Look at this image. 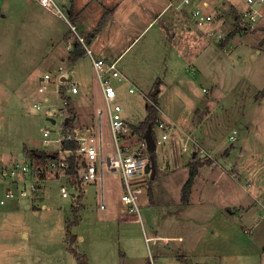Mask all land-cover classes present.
Returning <instances> with one entry per match:
<instances>
[{
	"label": "rangeland",
	"instance_id": "rangeland-1",
	"mask_svg": "<svg viewBox=\"0 0 264 264\" xmlns=\"http://www.w3.org/2000/svg\"><path fill=\"white\" fill-rule=\"evenodd\" d=\"M54 1L63 12H68V0ZM194 6L189 7L193 9ZM225 7L227 11L217 14L212 25L217 30L216 34L219 30L223 32L222 40H217L215 44V38L211 39L212 42L199 34L198 45L202 48L194 49L195 45L190 44L189 47L193 46V57L200 50L197 62L178 56L174 58L173 54L180 51L173 47L167 50L168 60L158 61L165 71L159 72V75H165L163 84L155 85V88H160L158 98L156 96L158 105L162 104L167 114L173 112L175 116L194 108L183 124L191 129L185 130L180 142L190 151L184 156L182 154L181 163L172 162L171 165V161L165 158L162 174L156 167L155 177L151 180L150 170L140 187L146 190L149 204L154 205V189L161 186L167 189V185L177 203L164 206L160 200L165 196L159 193V205L149 206L143 203L145 195L141 193L139 197L137 194L139 212H130L121 201V181L106 166L103 167L102 186L99 182L85 181L74 187L68 178L64 185L49 179L41 185V199L25 201L30 209L25 207V203L0 206V264H76L69 247L84 254L89 264H189L200 254L209 264H264L263 209L258 207L253 212V218L241 228L243 223L239 214H226L223 210V215L219 211L206 216V211L197 202L200 198L220 207L227 206L231 203L227 200L234 201L244 192L251 195L263 192L261 198H264V19L253 31L245 30L240 20V14L246 8L242 0H226ZM191 12L187 13V18ZM234 13L237 17H234ZM51 14L41 8L36 0H0V160L3 162L24 146L48 154L57 145L44 144L43 131L49 130L54 139V131L60 129L65 134L70 129L64 127L62 112L56 106L57 103L60 107L59 100L65 98V91L63 94L61 89L68 87L62 81L56 95L59 65L53 57H48L44 62L45 58L36 56L45 51V47L57 42L48 40L45 30L32 26L34 19L40 23L46 22L57 33L67 31L64 37L74 38L75 41L76 36L65 20L59 22L58 17ZM3 15L7 18L4 19ZM68 19L77 35L86 42L87 37L77 29L70 15ZM164 21L165 18H157L149 34L134 44L131 53L136 52L142 42H147V51L151 56L157 51L160 54L161 45L155 44L152 39L157 36L155 33ZM197 32L205 35L202 31ZM164 40L166 42V38ZM64 41H59L58 45L63 47ZM77 60L74 77L68 76L69 69L64 63V70L68 73L65 78L70 77L71 82L80 83V93L74 100L88 108L89 103L85 99L92 91L96 95L95 105L100 107V89L94 81L93 64L86 56ZM46 73L52 82L43 84L46 89L40 94L38 88L43 86L40 78ZM113 83L122 88L123 84ZM82 85H86V90L82 91ZM127 89L122 88L119 100L123 109L135 116L131 123L136 127L145 117L143 95L148 89L139 86L133 95L128 94ZM47 94L50 98L43 102L41 99ZM206 97H210L212 103L203 104L201 108ZM30 104L40 105L41 108L29 112ZM56 114L61 116L57 118ZM198 114L202 115V119L207 116V120L202 123L197 119ZM140 119L143 120L137 123ZM157 119H160L159 115ZM103 123L106 127L105 118ZM170 131L167 126L163 130L166 134H171ZM152 133L156 144H160L158 148L166 147L170 142L161 140V133L155 128ZM135 135L132 131L126 138V143L131 147H135L140 140ZM231 135L235 137L234 142L229 138ZM104 150L107 151V147ZM193 153L200 165L198 172L206 167L201 170L195 188L191 189L188 198L192 203L190 208L180 202V195ZM156 154L155 151V161ZM225 156L228 158L224 163ZM236 164L244 170L242 178L233 168ZM208 167L210 170L206 169ZM226 169L228 171L225 172ZM248 171L253 173V186L250 181L253 176L246 178ZM51 175L50 172L46 178ZM212 181L218 186L212 185ZM61 186L67 189V198L62 197ZM79 195L82 196L80 202L76 199ZM149 197L153 199L150 201ZM41 205L45 208H41ZM208 205L204 204V207L209 209ZM74 208L78 209L77 225L71 224L76 219ZM117 214H121L119 222L115 218ZM68 225H71L69 232ZM22 232L26 233L25 237L21 236ZM70 236H75L74 243L68 241ZM19 246L24 251L15 254L1 252ZM184 256L187 259L182 261Z\"/></svg>",
	"mask_w": 264,
	"mask_h": 264
},
{
	"label": "crops",
	"instance_id": "crops-1",
	"mask_svg": "<svg viewBox=\"0 0 264 264\" xmlns=\"http://www.w3.org/2000/svg\"><path fill=\"white\" fill-rule=\"evenodd\" d=\"M184 1L185 0H68L67 2L70 7L69 8L70 12L75 14V24L77 25V29H79V31L87 37L86 45L92 51L93 58L96 60L102 59L108 62L117 63L118 71L122 75V78L120 80H117V82L120 83V85L123 84L122 88L128 87L127 89L128 94L130 95L135 94V91L139 86L141 87L143 86L148 89L147 92L144 93L145 95H143V101L145 102V105H144L145 107L146 103L148 102L147 95L154 91L155 85L158 87L163 84L162 79L165 78V75H159V72H165V71L162 70V67L159 65L158 61L161 59H163L164 61L168 60L169 55L167 53V50L170 47H173V49L177 51L179 49L180 53L173 54L175 55L174 58L178 56L186 60L188 59V60H192L193 62H197L196 60H197L198 54L200 53V50L197 53H195L194 56L196 58L193 57V55H191L193 46L189 47L190 44L195 45V47H193L194 49H197V48L201 49L202 47L200 46L199 48V45H198L199 37L203 36L201 38H205L209 41L212 39V38L206 37L205 35H202L200 32H197L195 27L192 26L191 22L188 20L189 17L187 18V13L193 10H196V9H200L202 12L210 14L213 16V18H215V16L219 14L221 11L222 12L227 11L225 7L226 0H187L185 2ZM189 6H194V8L191 9ZM2 17L4 19L7 18V16L5 15H3ZM104 17H105V22L101 27H99V23L102 21ZM159 17L160 19L165 18V21H164L165 23H163L160 26L161 27L160 30H158V32L155 33V35L157 36H153L152 41L155 42V44L161 45V53L159 54V52L157 51V52H154V55L151 56L149 52L147 51V47H146L147 42H142L141 47L136 52L131 53V49L134 46V44L139 40L142 41L147 36V34H149V32L152 29V26L154 25L155 20ZM57 19L59 22H62L61 19L59 18ZM32 26H35L36 29L40 28L42 29V31L45 30L44 33L46 32L45 35L46 37H48V40H55V42H57L56 44H53L52 46L49 45L45 47L44 48L45 51H43L42 53H38L36 55L37 58L43 57V59L45 58L44 59V62H45V60L48 57H53L55 60L54 62L59 65L57 69L58 70L57 77L63 76L61 77L63 81H65L66 79L65 77L68 74L66 70H64L65 68L64 63L67 69H69L70 75L68 76L74 77L75 76L74 68L76 67L75 63L77 64L78 63L77 61L79 60L70 62L68 59L70 53L73 50L72 45L74 44L73 42L74 38L69 39L68 42L64 41V46L61 47L58 45L59 41L64 40L63 37L67 33V31L64 32L63 34L57 33L46 22L40 23L35 19L33 20ZM215 31H217L216 28H215ZM222 33L223 32H221V30L217 32V34L221 38L223 37ZM49 36L51 37V39H49ZM158 37L159 39L156 40L155 38H158ZM165 38H166V42L164 40ZM213 43L217 44V40ZM41 55H44V56H41ZM82 56L85 57L84 54ZM192 58H195V59H192ZM153 59L154 61H152ZM46 74H44L40 78V82L42 85L45 84L46 82L50 83V81L44 80V76ZM94 81L97 83V86H99V89H100V99H101L100 107L102 108L95 105L94 98L96 95L92 91L90 92V94L88 93L87 95L88 99L84 98L89 103V107L87 108V107H84L83 105L81 106L80 101L76 102V100H74V97L76 98V95L80 93V83L78 84L76 82L77 89H78L76 93H71L69 90H67L69 88V85L67 84L66 86L68 87L65 90V96L69 97L71 100L72 111L68 110V115H65V116L63 115V118L64 120L67 117L71 118L70 128L83 129V127H89V128H93L94 130H96L97 128H99V125H101L102 147H103L104 155L111 154L113 150V144H112V138H111V134L109 130V118L107 117L104 111H102L100 115L101 118L98 117V114H97L98 110L104 108V100L102 99L101 86H100V83L97 82L95 73H94ZM59 86L60 84L57 83L56 90H55L57 91L56 95H58ZM82 87H83L82 91L86 90V85H82ZM122 88L121 87L118 88L119 97H120ZM40 89H42V92H45V89H46L45 85L38 88V93L41 94ZM130 89L134 90L133 93L129 92ZM155 91L158 92L156 95L158 98V94L160 93V88L159 89L156 88ZM49 98L50 97L47 94L46 96H43L41 100L45 102L44 99L49 100ZM84 99L82 96L81 100H83V103H84ZM59 101L60 103L62 102V100H59ZM132 102H135V101H132ZM211 103H212V99L210 97L209 98L206 97L204 101H202L201 103L202 104L201 108L203 104L211 105ZM35 106L36 105L30 104L28 111L35 112L33 111ZM56 106H59V104L57 105L56 103ZM61 106H62V103L60 107ZM193 109L189 110V112L185 111V113L178 114L177 116H175L173 115V112H171L170 114H167L162 104L158 105L159 117L166 122V125L168 126V130H171L170 131L171 134H167L168 138L166 140H163V141H170L167 144V146L158 148L157 145H160V144H156V147L154 150L157 153L156 161H155V168L157 167L160 174H162L164 170L163 167L166 164L165 158L171 161V165H172V162H175V164L181 163L182 157L188 151H190L187 147H185V145H181L180 142H181V139L183 138L182 136H183V133H185V130L191 129L189 125L187 127H184L183 124H185V119L188 118L187 115L191 114L193 112ZM171 114L173 115L172 116L173 118L171 117ZM123 116L125 117V120L128 123V125H131V126L136 125V124L131 123L135 116L131 114L130 112L126 111V109H123ZM144 116H145V110H144ZM201 117L202 115L198 114L197 119H199L202 123L207 120V116L206 118H203V119ZM104 118L106 120V127H104V123H103ZM143 119H140L139 121H137V123L141 122ZM100 121H101V124H100ZM168 124H171V125H168ZM135 136H137V134ZM105 139L107 141H105ZM51 143L55 144L53 139ZM104 147H107V151L104 150ZM175 147H177L178 152L176 151ZM60 148H61V145L58 144L56 147H52L49 152L56 151L57 149H60ZM31 151H40V150L34 147L29 148L27 146H24L20 151H17L16 154L11 155L10 156L11 158L9 160H5L4 162L0 160V167H11L13 166V164L21 162L22 160L30 161V162L31 161L39 162L36 160H30L28 158L27 153ZM229 155L230 153L228 154V156ZM177 156L179 157V160L177 159ZM263 156H264V152H263ZM227 158L228 157L225 156L224 161H223L224 163L227 160ZM205 167H202L199 170L196 177L194 178L193 183H192V188H195V183L198 180L199 175L201 174V170ZM233 168L237 170L240 177L242 178V176L244 175L243 168L239 166L238 164L233 165ZM206 169L210 170V167ZM223 171H220V174L224 176L225 172L228 171V169H226L225 172ZM50 172L53 175H51V177L49 176V178H46L47 174L49 175ZM248 172H249V175H247L246 177L247 179H248V176L250 177L251 175L253 176V173H251V171H248ZM103 176H104V171L102 175V180L99 182L100 186H102ZM67 178L68 177L64 175L58 174L56 171L46 170L42 176V183L49 179L50 180L52 179V180H56L57 182H60L61 185H64V184H67ZM167 178H169V176ZM253 178L254 176L250 178L251 183H252ZM69 179L70 178H68V180ZM76 181H77L76 185L72 183L74 187L80 185L77 178H76ZM212 182H213L212 185L218 186L216 182L214 181ZM183 184H182V187H183ZM251 185L253 186V183ZM73 186L72 188L74 189ZM166 187L167 189H165L164 186H161L160 188L156 187V189H154V201H153L154 205L149 204L150 202L146 194V190L143 187H141V190L138 193V197L145 195L143 197V203H146L149 206H156V205H159L158 204L159 201L157 200L158 195L159 193H162V195L165 196V198L163 199L164 201L160 200L161 204L163 203L164 206L176 204L177 202L175 201V198H172V193H171L170 188L167 185ZM141 193L142 195H140ZM261 193L258 195H254V194L251 195L250 192L248 193L244 192V195L237 197V199L234 201L226 199L228 202H231V203H228L227 206H222V207H220L218 204L215 205L213 203H210L206 199L200 200L199 198L197 202L202 206L204 211H206L205 212L206 216H212L211 215L212 212L218 213L219 211H220L219 213L223 215V210L226 212V214L227 213L228 214H234V213L239 214L240 222L243 223L241 225V228H244L243 225H245L247 221L249 222V220L253 218V212L258 207L261 210L262 209L264 210V198L263 197L261 198L262 196ZM41 198L42 196L40 195L39 199ZM18 203H25L24 204L25 207L30 209L29 205L26 204V202L23 200H17V201H14V203H8L3 206H7L9 204H14L15 206ZM187 203L188 204L186 205L191 208V204H192L191 200H189ZM204 204H209L208 206L210 208L208 207L209 209H206L207 207H204ZM40 207L45 208L43 207V205H41ZM120 216L121 214H117V216H115L118 222H119ZM262 216L260 218H262ZM21 236L25 237L26 233L22 232ZM80 239L81 238H79V240ZM5 251L15 254L17 251L18 252L24 251V248L19 246L16 249L2 250L1 252H5ZM193 257L195 256L193 255ZM203 257L205 256L200 254L193 262L191 260L189 264H209L207 263V261L204 260L205 258ZM260 258H262V255L260 256ZM178 259H181V258H178ZM186 259L187 257L184 256V258H182L181 260L184 261ZM88 264H89V261H88Z\"/></svg>",
	"mask_w": 264,
	"mask_h": 264
},
{
	"label": "built area",
	"instance_id": "built-area-1",
	"mask_svg": "<svg viewBox=\"0 0 264 264\" xmlns=\"http://www.w3.org/2000/svg\"><path fill=\"white\" fill-rule=\"evenodd\" d=\"M36 2L41 8L51 12L59 19L65 20L69 29L74 32L77 42L83 48L84 56L90 58L97 82L100 83L102 99L104 100V108L98 110L97 114L100 117L102 111H104L109 118L113 150L111 154L104 155L101 125L96 130L89 127H83V129L70 128L65 134H62L60 129L54 131L56 137L53 141L57 145H61L60 149L51 152L57 154L56 157L49 158L42 164L40 162L22 160L11 167H0V206L14 203L17 200L32 201L38 199L43 192L41 183L45 171H56L58 174L68 177V157L74 156L76 158V178L79 182H100L104 171L103 167L106 166L107 170L121 181L123 187L121 201L123 204L128 207L130 212L138 213L137 194L141 184L144 182V177L147 174L149 175L150 155L146 151L145 139L139 140L135 147H131L130 144L126 143V138L132 134V131L123 116L118 87L114 86L113 83L122 78L118 71L117 63L94 59L92 51L87 47L85 40L77 35L76 30L70 23L68 19L69 13L63 12L54 0H36ZM242 2L246 8L240 14L241 25L243 29L253 31L258 23L264 19V0H242ZM188 20L192 26L202 31L206 37L215 38L218 41L222 40L223 37L221 38L216 34L215 28L212 26L214 22L212 15L196 9L191 12ZM61 77H57L56 83L62 85ZM44 80L52 82V78L48 74L44 76ZM63 82L69 85L67 90L71 93L77 92V83L71 82L70 78L65 79ZM133 91V89L129 90L130 93H133ZM40 92H42V89H40ZM44 101L47 102L48 100L44 99ZM61 103L62 106H58V108L62 115H68L66 101L63 100ZM40 108V105H36L33 111L36 112ZM59 116L61 115H57V118ZM166 126V123L161 118L156 119L153 132L155 128L156 131L161 133V140L168 138V135L163 132ZM42 136L44 137V144L52 142L49 130L43 131ZM229 138L231 141H235L234 135ZM66 139L77 142V148L72 151L62 150V142ZM60 189L62 197L66 198L69 194L64 189V186H61Z\"/></svg>",
	"mask_w": 264,
	"mask_h": 264
},
{
	"label": "trees",
	"instance_id": "trees-1",
	"mask_svg": "<svg viewBox=\"0 0 264 264\" xmlns=\"http://www.w3.org/2000/svg\"><path fill=\"white\" fill-rule=\"evenodd\" d=\"M68 12H69L71 21L75 22V17L73 16V13L70 12V10ZM233 15H234V17H237L236 13H234ZM104 22H105V17L99 23V27H101L104 24ZM64 40L67 42L69 39L66 36V37H64ZM72 47H73V50L68 57L70 62H74L77 59H79L83 55V51H84L83 48L80 46V44L76 41V38H75V41H74V44L72 45ZM156 88L154 89V91L152 93H150L149 98H150L151 102L149 103V101H148V103L145 106V118H144V120L139 125H137L136 127L131 126V130L134 132V134L138 135L140 140L145 139V137L148 134L153 135L152 129L154 127V124H155L157 116H158L157 115L158 103H157V98H156V95L158 92L155 91ZM61 90H62V93L64 94L65 88H62ZM63 100L66 101L67 109L69 111H72L70 98L65 96V98ZM70 121H71V118L67 117L65 122H64V127L65 126H66V128L70 127L71 126ZM77 146H78L77 142L70 140V139H66L62 142V150H64V151L75 150L77 148ZM27 154H28V158L30 160H36V161H39L42 163H44L49 158H54L57 156V154H55V153L49 152L48 154H46V153L41 152V151H31V152H28ZM151 156H152L154 164H155V151L151 154ZM68 162H69V168L67 169L68 177L70 178V181L74 185H76L77 184V181H76V173L77 172L75 171L76 158L74 156H69ZM199 167H200V165L197 162L196 155H194L192 157L191 164L189 166L190 169H189L188 177H187L186 181L184 182L183 187L181 189L180 202L183 204H187V202H188V198H189L191 188H192V183H193L194 178L198 174ZM149 196H151V193L149 194ZM149 198L151 201L152 197H149ZM76 199L78 202H80L81 196L79 195ZM73 211L75 213L76 219H74L71 224L77 225L78 209L74 208ZM70 226L71 225L67 226V232H69ZM67 237H68V235H67ZM68 241L71 243H74L75 242V236H70L68 238ZM69 251L73 255L74 259H76V264H88V259H86L84 254L77 253L71 247H69Z\"/></svg>",
	"mask_w": 264,
	"mask_h": 264
},
{
	"label": "water",
	"instance_id": "water-1",
	"mask_svg": "<svg viewBox=\"0 0 264 264\" xmlns=\"http://www.w3.org/2000/svg\"><path fill=\"white\" fill-rule=\"evenodd\" d=\"M63 81V80H62ZM145 142H146V151H148L149 155H150V166L149 169L151 170V175H150V179L153 180L155 177V172H156V168H155V164L153 161V158L151 156V154L154 152L155 147H156V142L152 136V134H148L145 137ZM195 155V153H193V156Z\"/></svg>",
	"mask_w": 264,
	"mask_h": 264
},
{
	"label": "clouds",
	"instance_id": "clouds-1",
	"mask_svg": "<svg viewBox=\"0 0 264 264\" xmlns=\"http://www.w3.org/2000/svg\"><path fill=\"white\" fill-rule=\"evenodd\" d=\"M155 140V139H154Z\"/></svg>",
	"mask_w": 264,
	"mask_h": 264
}]
</instances>
